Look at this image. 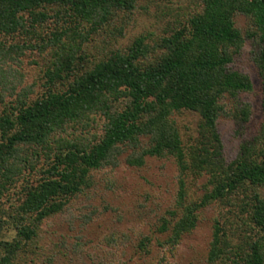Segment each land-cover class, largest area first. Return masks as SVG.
I'll return each mask as SVG.
<instances>
[{"label": "trees", "instance_id": "obj_1", "mask_svg": "<svg viewBox=\"0 0 264 264\" xmlns=\"http://www.w3.org/2000/svg\"><path fill=\"white\" fill-rule=\"evenodd\" d=\"M248 41L264 108V0H0V264H39L44 224L123 155L176 164L162 245L213 204L204 264H264V123L252 130L236 63Z\"/></svg>", "mask_w": 264, "mask_h": 264}, {"label": "rangeland", "instance_id": "obj_2", "mask_svg": "<svg viewBox=\"0 0 264 264\" xmlns=\"http://www.w3.org/2000/svg\"><path fill=\"white\" fill-rule=\"evenodd\" d=\"M238 22L245 27L244 16H239ZM236 63L254 82V90L242 93L241 99L252 105L251 127L255 132L264 123V108L262 81L252 59L250 41ZM180 118L196 124V117L189 114ZM235 127L232 118H220L219 129L229 158L236 154L240 142ZM176 176L172 158L149 156L144 166L137 167L128 165L123 155L116 168L98 171L91 189L44 224L42 244L48 255L38 256V263L204 264L216 215L213 204L202 210L196 229L184 235L176 247L160 243L167 234L158 227L161 217L174 205ZM145 236L151 240L144 248L140 242Z\"/></svg>", "mask_w": 264, "mask_h": 264}]
</instances>
